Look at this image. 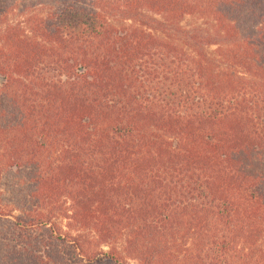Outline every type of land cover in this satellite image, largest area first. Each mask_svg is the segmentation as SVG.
<instances>
[{"label": "trees", "instance_id": "obj_1", "mask_svg": "<svg viewBox=\"0 0 264 264\" xmlns=\"http://www.w3.org/2000/svg\"><path fill=\"white\" fill-rule=\"evenodd\" d=\"M0 264H264V0H0Z\"/></svg>", "mask_w": 264, "mask_h": 264}, {"label": "rangeland", "instance_id": "obj_2", "mask_svg": "<svg viewBox=\"0 0 264 264\" xmlns=\"http://www.w3.org/2000/svg\"><path fill=\"white\" fill-rule=\"evenodd\" d=\"M20 3V2H19ZM23 3V1L21 2ZM20 3V4H21ZM18 19V15L15 12H13L10 16H9V20H17ZM204 21H202L199 17H197L196 15H183L180 20H179V23L180 25L182 26H185V27H188V26H191V25H194V24H199V23H202Z\"/></svg>", "mask_w": 264, "mask_h": 264}]
</instances>
